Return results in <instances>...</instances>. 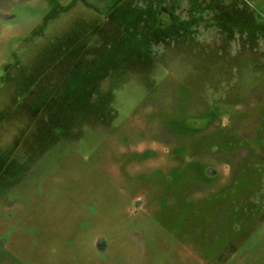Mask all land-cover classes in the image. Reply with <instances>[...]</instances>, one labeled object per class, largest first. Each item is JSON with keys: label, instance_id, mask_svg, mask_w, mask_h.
Wrapping results in <instances>:
<instances>
[{"label": "rangeland", "instance_id": "rangeland-1", "mask_svg": "<svg viewBox=\"0 0 264 264\" xmlns=\"http://www.w3.org/2000/svg\"><path fill=\"white\" fill-rule=\"evenodd\" d=\"M0 264H264V0H0Z\"/></svg>", "mask_w": 264, "mask_h": 264}, {"label": "flooded vegetation", "instance_id": "flooded-vegetation-1", "mask_svg": "<svg viewBox=\"0 0 264 264\" xmlns=\"http://www.w3.org/2000/svg\"><path fill=\"white\" fill-rule=\"evenodd\" d=\"M208 172L209 173H214V171L212 169H209Z\"/></svg>", "mask_w": 264, "mask_h": 264}]
</instances>
